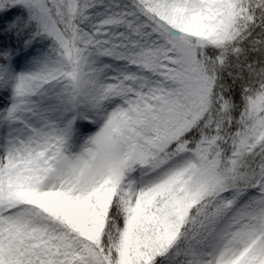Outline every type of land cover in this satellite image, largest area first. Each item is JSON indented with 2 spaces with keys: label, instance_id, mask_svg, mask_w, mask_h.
<instances>
[{
  "label": "snow or ice",
  "instance_id": "obj_1",
  "mask_svg": "<svg viewBox=\"0 0 264 264\" xmlns=\"http://www.w3.org/2000/svg\"><path fill=\"white\" fill-rule=\"evenodd\" d=\"M0 264H264V0H0Z\"/></svg>",
  "mask_w": 264,
  "mask_h": 264
}]
</instances>
